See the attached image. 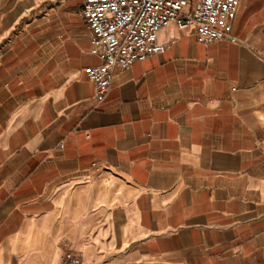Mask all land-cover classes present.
Masks as SVG:
<instances>
[{
	"label": "crops",
	"instance_id": "crops-1",
	"mask_svg": "<svg viewBox=\"0 0 264 264\" xmlns=\"http://www.w3.org/2000/svg\"><path fill=\"white\" fill-rule=\"evenodd\" d=\"M237 42L84 70L81 0H0V264H264V0Z\"/></svg>",
	"mask_w": 264,
	"mask_h": 264
},
{
	"label": "built area",
	"instance_id": "built-area-1",
	"mask_svg": "<svg viewBox=\"0 0 264 264\" xmlns=\"http://www.w3.org/2000/svg\"><path fill=\"white\" fill-rule=\"evenodd\" d=\"M90 53L101 64L84 74L95 84L96 98L106 99L116 70L163 54L161 30L175 26L195 31L197 42H237L233 36L240 0H81ZM81 256L67 252L62 264H81Z\"/></svg>",
	"mask_w": 264,
	"mask_h": 264
}]
</instances>
